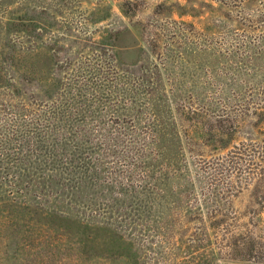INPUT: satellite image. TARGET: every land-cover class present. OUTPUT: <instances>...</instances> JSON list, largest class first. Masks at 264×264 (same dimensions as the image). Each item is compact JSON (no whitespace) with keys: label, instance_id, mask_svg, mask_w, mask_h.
<instances>
[{"label":"rangeland","instance_id":"374dc122","mask_svg":"<svg viewBox=\"0 0 264 264\" xmlns=\"http://www.w3.org/2000/svg\"><path fill=\"white\" fill-rule=\"evenodd\" d=\"M91 39L107 40L108 78L123 72L113 59L123 70L146 69L154 100L137 96L131 107L129 93L117 104L111 87L93 89L87 80L98 77L84 70L101 59ZM54 74L79 103L61 113V134L70 133L67 118L94 147L132 135L131 158L142 153L140 139L181 138L166 163L145 152L157 177L169 170V195L161 216L142 219L144 227L125 226L138 200L124 198L121 185L144 172L131 174L135 163L122 153L127 143L114 154L105 144L93 156L102 162L105 183L118 186L119 204L103 197L63 214L51 195L56 186L44 192L43 184L32 186L38 198L0 201V264H213L210 249L219 231L209 217L196 218L200 205L205 215L224 218L229 238L255 244L264 259V0H0V78H6L0 80V152L50 156ZM79 85L87 88L80 97ZM223 115L231 118L227 149L221 148L223 133L213 130Z\"/></svg>","mask_w":264,"mask_h":264},{"label":"trees","instance_id":"16d2710c","mask_svg":"<svg viewBox=\"0 0 264 264\" xmlns=\"http://www.w3.org/2000/svg\"><path fill=\"white\" fill-rule=\"evenodd\" d=\"M29 25L33 26V22H30ZM35 29L36 28L33 26L31 30L32 35L35 33ZM103 40L95 43V41H92L91 39L92 44L97 47L95 49L98 54L96 57L101 59V63L96 65V62V64H88L86 66L84 70L85 75L88 74V77L90 74H93L98 77L99 80H95L94 83V80L91 81L92 78L90 77V81L87 80L89 85H92L93 89L102 86V88H107V90H109L108 88L111 87V93L113 95H110V97H116V100L118 101L117 104L122 103L124 98H126L127 93H129V97L134 98L131 107H136L135 102L137 101V96L146 97L151 95L152 97L153 95L150 90H152L153 87H150L151 79L147 78L148 74H146V69L137 70V73H141L140 76H138L134 70H123L119 61L113 59L114 62L112 65L116 67V71L122 70L123 72L120 74L119 72H116V76L111 77L113 79L108 78L109 73L107 69L110 66L109 64L107 66L105 61H108L109 59L106 53L109 49L106 47L108 44L107 40H105L106 42ZM154 47L157 48V45H154ZM112 57L115 58V56ZM67 63L68 62H65L66 68H68ZM161 64L162 63L158 62L155 65V68H157L159 72L162 70V66L160 67ZM159 72L156 74H159ZM80 74H82V72ZM80 74L77 75L78 78H81L80 76L82 75ZM151 74L153 73H150L149 75ZM122 75H125L126 77ZM109 79L113 85H111ZM0 80L5 81L6 78L1 76ZM51 80L53 81L52 84L54 85V91L55 86L57 87L56 98L55 95L53 96L55 99L53 112L56 118L55 135L52 136L53 151H50V156L45 153H38V150L32 151L30 149L29 151H24V149H22L17 153L11 154L9 152L5 153L2 151L4 148H2L0 152V162L15 161L17 164L7 167L0 164V201L11 202L18 198L26 199L27 196L31 199L38 198L39 193L38 191H35L32 186L36 184L35 188L38 189V187H41L43 184L44 192H46L48 186H51L50 188L56 186L53 188L55 193H51V195L54 197V203L63 207L60 208V211L63 214L68 215L70 211L75 208V205L79 206L81 203H87L89 206L91 201L97 203L103 197H108L109 200L115 201L116 206V204H119L120 202V198L116 197L118 186L112 182L105 183V180H103L102 177V172L99 169L102 162H100L97 157L93 156V153L101 150L100 148L102 147L104 148V145L106 144L107 152L114 154V151H116V149L118 150L119 145L127 143L123 145L124 149L122 153L124 155V161H129L133 146H136L134 137L130 135V137L124 136L118 139H103V141L106 140L107 143L101 141L99 142L100 145H98V147H94L93 145L95 144L89 137H82L80 136V133L74 131L75 128L70 125V119L68 120L65 116L70 133L61 134L59 130L66 129V126H62L63 121L61 120V113L65 114L72 112V110L75 109L73 105H79V103L76 99L68 96L67 91L69 88L66 85H63V80H57L55 74L52 76ZM86 85H88V83ZM84 89L87 88L79 85V88L77 89L79 97L83 96L81 91ZM171 93L174 96L175 91L172 90ZM106 94L105 98H109L108 93ZM118 97H121L122 101H120ZM152 99L154 100V97H152ZM142 100L143 99L141 98V101ZM117 104L116 106L120 109V105L118 106ZM260 108L262 109L260 113L263 112L262 115H264V101L261 103ZM118 109H116V112ZM255 112H258V110L256 109ZM113 117H115V115H113ZM230 119V117L225 115L218 117L216 119L217 126L213 129L216 132L220 131L223 133L222 135L220 134L224 137L221 146L222 149H227L232 141L231 134L225 133L229 132L225 122H229ZM205 129L209 134L212 131V128H210L209 125ZM22 140L24 144L28 143V141H25V138H21V141ZM143 140L144 142H141V139L139 141L143 148L141 151L142 153L139 155L137 154L138 156H132L131 159L133 160H131L130 163H135L134 170L131 174H134L133 172L135 171H139V168L143 169L144 174L140 176L137 181L129 182L128 185H121L120 188V194H122L124 198L130 196L133 201L138 200L136 214H134L131 219L130 217L126 218L125 226L128 228L138 226L144 227L143 223L145 219L153 215L155 212L159 213V216H161L160 212L161 209H163L164 198H167L169 195V177L172 178L168 173L169 170L167 169L164 173L161 172L160 177H157V167L151 164L152 160H150L145 154L146 149L150 150V155L156 154L155 156L161 157L162 162L166 163L165 160L171 158V155L174 154L175 148L173 147H175L177 143H180L181 138L178 136L174 138L170 136L166 137L165 135H154L149 138V141L146 138H143ZM167 145L170 146L169 149ZM261 158L264 160V155L261 156ZM239 159L241 161L242 158ZM252 160L253 158L251 156L249 161L252 162ZM249 161L247 163H249ZM161 164L162 163L158 165ZM131 177H133V175ZM25 183L27 186L24 185ZM92 191L93 193H91ZM205 204H207L206 201ZM157 206L160 207L158 210H156ZM202 206L203 205H200L199 207L197 206L198 208L196 207V210L199 211L196 218L204 220L205 216L209 217L208 222L211 223V228L219 231L217 234H219L218 237L220 238L212 244L210 249V256L213 264H264L263 257H260L261 250H258L255 244L247 242L246 239L244 240L241 236H233L232 238H229L226 225H224V218H220V216L217 215L218 213H215L214 211L206 213L207 215H205ZM142 219H144V221H142ZM203 223L202 226H207L205 221Z\"/></svg>","mask_w":264,"mask_h":264}]
</instances>
